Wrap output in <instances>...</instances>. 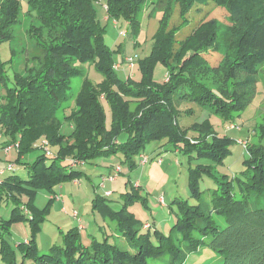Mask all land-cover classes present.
<instances>
[{
    "label": "trees",
    "instance_id": "obj_1",
    "mask_svg": "<svg viewBox=\"0 0 264 264\" xmlns=\"http://www.w3.org/2000/svg\"><path fill=\"white\" fill-rule=\"evenodd\" d=\"M173 1L181 22L170 27L172 0H155L152 12L159 11L161 17L151 51L138 61L139 79L129 76L122 81L114 71L112 52L104 44L105 25L95 9L99 0H0V45L12 40L10 29L18 23L20 12L33 15L48 33L46 41L36 40L42 57L35 59L34 65L28 63L24 75L7 76L6 66L15 57L13 49L8 61L0 58V85L4 90L0 127L11 144L18 143L14 169L19 165L27 172L26 180L8 172L0 185V201L13 205L7 226L26 221L30 228L27 241L16 245L19 257L6 240H1L2 264H148V258L163 255L170 257V264H183L208 237L211 240L207 246L224 259L223 264H264V123L255 129L258 143L243 147L247 156L240 175L230 179L216 175L211 165L223 163L231 154L233 141L217 134L207 119L196 122L193 107L180 109L183 104L194 105L200 112L231 122L252 101L259 73L264 72V0ZM208 1L226 10L228 24L221 26L211 20L192 29L184 40L175 41V34L187 24L185 16L190 9ZM147 2L104 0L101 6L107 21L127 22L130 34L135 36L140 28L138 16L148 7ZM209 48L221 55L216 66L203 56ZM85 64L102 75L100 83L93 84L86 77L81 67ZM158 64L166 73L161 83L153 80ZM74 78L82 81L73 98L74 108L64 117L73 125L66 136L60 132L56 113L71 100ZM101 100L110 109L109 129ZM183 118L191 121L184 124ZM40 138L57 148L55 158H49L47 164L46 156L40 154L30 162L23 161L25 155L36 150L33 145ZM161 140L185 155L188 163L211 162L188 170V186L197 204L179 201L178 218L167 236L156 229L152 233L142 229L144 225L128 211L129 204L141 202L135 193L121 194L122 206L117 211L109 204V196L96 195L92 209L115 224L129 250L109 244V237L102 242L91 238L87 244L79 229L73 227L63 235L62 246L54 245L47 254H37L35 236L48 208L37 210L34 196L37 189L51 190L55 184L82 176L70 167L67 158L86 163L119 154L122 163L133 168L134 158L142 154L145 145ZM203 176L215 185L207 205L200 203L199 181ZM214 216L222 218L226 227L220 228Z\"/></svg>",
    "mask_w": 264,
    "mask_h": 264
},
{
    "label": "rangeland",
    "instance_id": "obj_2",
    "mask_svg": "<svg viewBox=\"0 0 264 264\" xmlns=\"http://www.w3.org/2000/svg\"><path fill=\"white\" fill-rule=\"evenodd\" d=\"M153 2L155 3V0H148L146 4L148 7H145L139 14L140 28L135 36L130 34L127 22L118 20L116 23L113 20H106L105 12L101 6L104 0H99V4H96L97 17L101 24L105 25L104 44L112 52L113 64L115 68L118 66L114 71L122 81L129 79V76L134 80L139 79L138 61L148 56L151 51L153 38L161 17L159 11L152 12L151 4ZM171 5L170 27L172 24L178 25L181 22L178 6L173 0ZM103 7L105 9V6ZM185 17L187 24L175 34V41L184 40L190 35L192 29L211 20L217 21L221 26L228 24L226 10L215 7L209 1L203 5L195 4ZM17 21L18 23L10 29L12 40L0 45L2 61H8L11 58L10 49L15 52L12 62L6 66V73L10 78L13 73L24 75L26 65L28 63L30 66L34 65L36 62L34 60L42 57L40 45L36 40L41 42L48 38V33L42 29L39 21L33 15L20 12ZM203 56L211 66H216L221 60V55L213 48H209ZM130 59L133 62L132 67H129L127 63ZM81 67L84 69L86 77L93 84H98L103 80L102 75L96 72L93 66L85 64ZM153 78L157 83L165 80L166 73L160 64L154 67ZM81 81V78L71 80L69 91L71 100L56 113L57 119L61 121L60 132L66 136L71 133L73 125L72 122L64 120V117L74 108L73 98L79 91ZM3 95L4 90L0 85V102ZM101 104L105 114V125L109 129L111 123L110 109L106 101L101 100ZM191 107L195 110L193 119L195 118L196 122L207 119L217 134L227 136L233 141L234 144L230 147L231 154L223 160L221 165H211L209 160H192L188 163L187 157L181 152L175 151L166 140L147 143L143 154L134 158L135 166L133 168L124 165L122 163L123 157L119 154L95 158L86 163L75 158H67L65 161L73 162L72 166L84 175L82 174L81 177L72 182L55 184L51 188L53 193L47 189L36 190L33 206L37 210L48 208L40 230L35 236L37 254H47L54 245L62 246L63 235L73 227L79 229L82 238H86L87 244L91 238L102 242L106 237H109V244H114L121 250H129L125 239L116 231L115 224L103 219L98 212L92 209L93 198L96 195L104 196L106 192L110 193L109 204L113 210L117 211L122 206L120 195L135 193L134 195L139 197L141 202L135 201L129 204L128 211L138 223L144 225L142 229L150 230V233L156 229L162 235L167 236L178 218L179 201L185 200L190 205L197 204L195 198L192 197V190L188 186V170L190 168H194L197 164L211 165L215 167L214 173L216 175H226L230 179L240 175L243 167L242 162L247 156L240 143L257 144L259 139L255 129L258 124L264 123V72L259 73L257 92L254 98L231 122H225L218 116L210 115L207 111L200 112V109L194 105L183 104L180 109L184 110ZM190 121L183 118L184 124H188ZM2 129L0 127V170H5L8 165L13 166L15 162L17 148L14 145L17 144L18 147V143L11 144L9 141L11 139L9 136L3 135ZM122 139L123 136L120 137V140ZM33 147L36 150L25 155L23 161L30 162L40 154L46 156L47 164L51 158H55L57 148L50 146L45 138H40ZM6 149H10L8 154L5 152ZM16 166L17 168L9 174L26 180V170L22 166ZM72 166L70 167L72 168ZM91 167H97V169ZM117 167L120 168L118 172ZM9 174L5 172L0 176V185ZM135 184L139 187H136ZM214 188L215 185L211 179L206 176L201 178L199 181V189L202 192L201 204L207 205L209 203L210 190ZM49 199L54 200L50 201ZM22 202H25L24 198ZM12 209L11 201L4 199L0 201V243L2 239L6 240L16 251V256L19 257L16 245L27 241L30 228L26 221L10 222L7 226L6 221L10 219ZM24 213L27 214V212ZM213 218L216 224L220 225V228L226 227L222 218L217 216ZM210 240L211 237L204 239V244L200 250L188 255L183 264H223L224 259L216 256L207 246ZM152 241L156 244L155 239L152 238ZM146 261L148 264H170V257L163 255L157 258H148ZM0 264H2L1 261ZM24 264H32V262H25Z\"/></svg>",
    "mask_w": 264,
    "mask_h": 264
},
{
    "label": "built area",
    "instance_id": "obj_3",
    "mask_svg": "<svg viewBox=\"0 0 264 264\" xmlns=\"http://www.w3.org/2000/svg\"><path fill=\"white\" fill-rule=\"evenodd\" d=\"M127 63L129 64V67H132V66H133V62L131 61V59L128 60ZM114 68H115V67H114ZM117 68H118V66H116L115 69H117ZM240 144H241L243 147H245V143H240ZM14 146H15V148H17V144L14 145ZM8 150L10 151V149H6L5 152L7 153ZM141 155H142V154H141ZM145 160H146V159H145ZM144 162H145V161H144ZM69 163H70V166H72L73 162L71 163V161L69 160ZM72 167H73V166H72ZM13 169H14V165H13V166L8 165V166L6 167L5 170H0V176L3 175L5 172H11ZM118 171H120V168H119V167H117V172H118ZM109 195H110V193L106 192L104 196H109ZM74 216H76V215L74 214Z\"/></svg>",
    "mask_w": 264,
    "mask_h": 264
},
{
    "label": "crops",
    "instance_id": "obj_4",
    "mask_svg": "<svg viewBox=\"0 0 264 264\" xmlns=\"http://www.w3.org/2000/svg\"><path fill=\"white\" fill-rule=\"evenodd\" d=\"M164 151V150H163ZM10 152V151H9ZM9 152H7V154L9 153ZM143 154V153H142ZM23 159V158H22ZM24 160V159H23ZM158 160V159H157ZM160 160V159H159ZM158 164H160V163H158ZM91 168H95V169H97V167H91ZM76 169V168H75ZM84 175V174H83ZM87 177V176H86ZM76 184V182L74 183V185ZM136 185V187H139L137 184H135ZM109 197H111V195L109 196ZM74 217H76V216H74Z\"/></svg>",
    "mask_w": 264,
    "mask_h": 264
},
{
    "label": "clouds",
    "instance_id": "obj_5",
    "mask_svg": "<svg viewBox=\"0 0 264 264\" xmlns=\"http://www.w3.org/2000/svg\"><path fill=\"white\" fill-rule=\"evenodd\" d=\"M110 196V195H109Z\"/></svg>",
    "mask_w": 264,
    "mask_h": 264
}]
</instances>
